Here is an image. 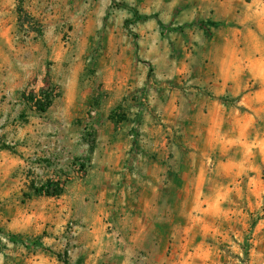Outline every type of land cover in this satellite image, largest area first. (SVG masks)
I'll return each instance as SVG.
<instances>
[{
  "label": "rangeland",
  "instance_id": "obj_1",
  "mask_svg": "<svg viewBox=\"0 0 264 264\" xmlns=\"http://www.w3.org/2000/svg\"><path fill=\"white\" fill-rule=\"evenodd\" d=\"M116 1L0 0V264H264V16Z\"/></svg>",
  "mask_w": 264,
  "mask_h": 264
},
{
  "label": "crops",
  "instance_id": "obj_2",
  "mask_svg": "<svg viewBox=\"0 0 264 264\" xmlns=\"http://www.w3.org/2000/svg\"><path fill=\"white\" fill-rule=\"evenodd\" d=\"M158 7L160 8L157 13H155L156 18L160 23L167 25L172 24L173 26H181L185 23H201L207 21L220 22L230 20L232 18H236V16L245 15L249 22V24H253L254 22L258 24V17L264 16V0H157ZM127 4V3H126ZM128 5V4H127ZM130 6V5H129ZM132 7V6H131ZM152 16V15H149ZM261 25L260 23L257 25ZM256 26V27H257ZM261 31H264V27H260ZM213 43V42H212ZM210 43V44H212ZM208 70L212 69L216 72V80L213 81L212 85V96L215 98H219L226 93V89L224 87V75L222 73V67L218 62L212 64V61L207 63ZM224 82L221 83L220 81ZM209 83V82H208ZM212 96H206V98L202 99V103L193 104L192 108L195 111L202 110L206 118H210L213 116L214 109H217L218 102L216 99H213ZM174 102V101H172ZM171 102L169 106L171 109L170 121L175 116L174 111H179V108L175 106L174 103ZM207 109V110H205ZM172 112V113H171ZM214 116H217L214 115ZM210 120V119H209ZM174 122V121H173ZM147 192L153 193L149 190ZM146 208L154 209V202L148 201ZM144 224H153L152 230H148L143 232V239L146 242L147 249L145 254L147 256L155 255V253L160 248L161 239H170V234L166 237H162L161 233L158 231H154L155 224H159V219L154 216L149 218H144L142 220ZM157 249V251H156ZM152 253V255H151Z\"/></svg>",
  "mask_w": 264,
  "mask_h": 264
},
{
  "label": "trees",
  "instance_id": "obj_3",
  "mask_svg": "<svg viewBox=\"0 0 264 264\" xmlns=\"http://www.w3.org/2000/svg\"><path fill=\"white\" fill-rule=\"evenodd\" d=\"M112 1L116 7L125 8V9L131 11L132 13H134L135 17L140 21H148L152 18V16H141V15H139L138 12L133 7L127 5L126 3H118L116 0H112ZM213 25L215 26L216 24L214 23ZM160 26L165 27L164 24H162V23H160ZM202 26L204 28L203 24H202ZM48 100H49V98H47L46 105L44 104V107H43L44 109H42L43 111L49 106ZM33 190L37 195L44 194L47 197H58V198L63 196V190L60 189V185L52 183L50 181L47 182L46 184H44L41 188H34ZM1 233H3V230L0 229V234ZM6 236L13 243L17 242L16 235L7 234ZM1 243H2V241L0 238V244Z\"/></svg>",
  "mask_w": 264,
  "mask_h": 264
}]
</instances>
